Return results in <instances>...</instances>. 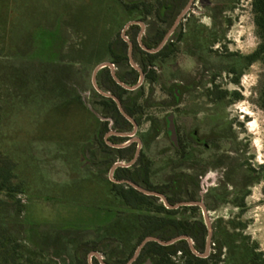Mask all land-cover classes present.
Segmentation results:
<instances>
[{
    "label": "rangeland",
    "instance_id": "1",
    "mask_svg": "<svg viewBox=\"0 0 264 264\" xmlns=\"http://www.w3.org/2000/svg\"><path fill=\"white\" fill-rule=\"evenodd\" d=\"M192 9L193 16L187 18L192 27L198 23L212 27V15L220 16L216 23L221 41L216 43V57L210 63L219 76L218 91H227L230 98L211 108L204 106L202 98L199 103L207 112L216 109L221 119L233 125L237 152L230 157L241 169L233 177L223 170H208L199 179L201 191L211 190L216 198L208 197V217L215 227L213 240L220 239L233 221L245 225L236 232L240 241L264 252V111L260 106L264 65L246 67L244 60L239 63L235 58L251 55L260 43L252 0H197ZM114 12L107 0H0V107L5 111L0 148L19 162L16 182L24 181L26 188L16 196L24 208L21 213L11 197L0 194V239H12L11 245L21 246L25 257L37 262L76 264L80 244L96 240L119 215L130 219L144 213L113 201L107 190L112 187L111 161L102 163L107 154L96 136L103 132L102 140L112 145L104 124L111 127L114 122L104 116L92 78L98 64L113 59L110 45L122 35L124 25ZM147 23H157L156 17L151 16ZM222 23L229 27L224 29ZM138 32L132 30L127 37L136 41ZM180 47L175 56L158 66L160 80L153 85L151 107L145 109L138 130V135H143L154 123L163 128L146 149L154 162V186L179 173L175 169L178 155L168 152L172 146L164 119L175 113L185 133L198 119L201 125L208 122L207 112L194 116L198 95L186 94L179 108L170 105L173 98L167 91L193 83L203 65L186 55L195 52L192 43ZM237 64L242 76L239 84H234L226 70ZM212 72L204 75L203 86ZM236 92L241 99L233 101ZM148 95L147 83L143 101ZM165 102L168 105H162ZM245 192V208H238L235 204ZM227 231L234 232L232 227ZM101 249L123 252L116 243Z\"/></svg>",
    "mask_w": 264,
    "mask_h": 264
},
{
    "label": "trees",
    "instance_id": "2",
    "mask_svg": "<svg viewBox=\"0 0 264 264\" xmlns=\"http://www.w3.org/2000/svg\"><path fill=\"white\" fill-rule=\"evenodd\" d=\"M188 0H107V5L110 10L117 13L120 17L119 24L124 26L130 21H142L146 24L151 16L156 17V22L161 24L158 32L151 36L152 41L146 42V46L155 49L165 37L168 27L175 21L177 15L187 4ZM113 7V8H112ZM117 10H116V9ZM252 12L254 15V24L256 26L257 36L260 43L254 53L247 57L237 58V62L241 60L245 62L246 67H250L255 63L264 65V0H252ZM116 14V16H117ZM122 17V19H121ZM220 16L215 17L216 21ZM127 21V23H120ZM191 20H189V23ZM216 27H217V23ZM227 24V23H222ZM166 25V26H165ZM163 26V27H162ZM190 27V26H189ZM191 28V27H190ZM139 27L134 26L132 30H138ZM193 30V29H192ZM192 32V31H191ZM219 34L216 33V42L219 40ZM183 36L175 35L174 42H169L160 52L150 54L142 50L138 44H135L134 58L135 61L142 67L145 77V83L136 91H128L118 85L112 75L110 69L101 71L98 81L101 82V87L108 93L118 97L121 101L124 110L128 115L136 120L141 126V118L145 109L151 107V96L154 94L153 85L159 83L158 66L175 56L180 50L179 42ZM194 39V36L186 35V42ZM110 52L113 56L112 63L118 68H124V71H118V77L127 85L134 86L139 81V73L132 68L128 57V44L119 38V42L114 41L110 45ZM235 56V55H231ZM234 65L231 68L234 77L232 82L239 84L242 76V71L238 70V66ZM126 68V69H125ZM103 75V76H101ZM149 84L150 96L144 101L145 84ZM1 87V85H0ZM174 104L178 102L174 89H169ZM227 95V92H221V99ZM101 104L105 110L104 116L110 117L114 122V128L120 132H130L133 125L121 114L116 102L110 98L99 95ZM241 99L239 93L233 94V100ZM260 106L264 111V90L260 97ZM3 107H0V125L5 117ZM105 133L109 131V123H105ZM161 132L162 128L159 125H154L152 131ZM151 133V132H150ZM103 132H97V141L100 143L101 149L110 158L109 165L115 163L116 156L121 154L133 156L135 148L131 147L125 150H115L110 146H104L102 140ZM149 134V133H148ZM153 139V136L151 137ZM115 156V157H114ZM18 161L9 157L5 150L0 148V194L11 197V200L20 206L19 212H23L24 208L20 201L16 199L18 194L26 192L24 181L17 183L19 179ZM176 167L178 164L175 165ZM151 162L145 160V155L139 162L130 169H118L115 175L117 180H130L138 185H143L149 190L163 193L167 196L172 205L179 204L185 199L183 198V185H180L181 178L178 174L171 175L165 185L154 186L151 184ZM259 180V179H258ZM110 182V181H109ZM111 183V182H110ZM109 194L120 204L132 211H143V214L136 215L133 218L123 221H115L104 233L98 236L96 240L84 242L76 248V259L78 264H88V255L93 251L101 252V246L106 244H118L123 249L122 253L117 256L116 262L113 264H127L134 256L137 248L147 237H157L164 241H170L180 236H188L193 242L196 250L203 253L206 248L208 238L207 227L201 217L198 207H180L176 210H169L163 202L151 196H146L133 187L127 185H115L109 189ZM245 194L241 197V202L235 204L238 208H245ZM194 199V198H193ZM224 201V199L222 200ZM1 202V201H0ZM147 212V213H146ZM245 225H234L233 221L229 222V226L222 232L221 238H215L213 243L215 248L213 253L206 259L196 256L190 249L189 243L186 240L177 242L171 246H162L158 243L151 242L142 250L138 260L134 264H146L151 261L152 264H264V252H260L257 245L249 247L245 242L240 241L237 237L240 228ZM232 227L234 232L227 231V228ZM112 228H116V232H110ZM12 239H0V264H53L51 262H37L34 259L25 257L21 250V246L14 243ZM226 251V253H224ZM225 256V257H224ZM228 256V258H227ZM94 264H100L94 260Z\"/></svg>",
    "mask_w": 264,
    "mask_h": 264
},
{
    "label": "flooded vegetation",
    "instance_id": "3",
    "mask_svg": "<svg viewBox=\"0 0 264 264\" xmlns=\"http://www.w3.org/2000/svg\"><path fill=\"white\" fill-rule=\"evenodd\" d=\"M190 1L191 0L187 1V4L180 11V13L177 15L175 21L173 22L172 25H170V27H169V25H167V26L165 25L166 27H168V31H167L165 37L170 32V30L173 28V26L176 23V20L178 19L180 14L189 5ZM196 1L197 0L194 1L190 11L184 17V19L179 23L178 27L173 32V34L169 38V40L166 43V45L169 42H171V41L174 42L173 37L177 34L179 36H183V38L179 42V46H182L183 49H184V47H186V44H187L186 35H188V36L193 35L194 36L193 40L189 38V42L192 43V45L194 46L193 50H195V52L193 54H191V53L187 54L186 53V55H188L189 57H191L193 59H196L198 61H203L202 62L203 65H202L201 69L199 70L198 79L195 80L193 83H191L189 85H181V86H178L177 88L176 87H172L174 89V92H175L176 96H177L178 102L176 104H174V101H173L170 105H171L172 108H179L180 106H182L183 101H184V97H185L186 94L193 93L194 95H198L199 97H198V102L195 105L196 106V112H194V114H195L194 116H195V118H199V116H201V114H206V112H207L202 107V104L199 103L200 98H202L203 100L206 101L204 103L205 104L204 106H208V107L211 108V107H217L218 104L223 103L227 98H230V97H229L228 93L222 99L219 97L221 95V92H227V91H222V90L218 91V89H221V88L218 87V82L216 80L217 78H219V76H217L216 71L213 68V65L210 63L212 58L215 59V57H216V51H213L214 48H215L216 43H219L221 41V37H220V38H218L219 40H217L218 42H216V33H218V31H217V27H216V24H215L216 23L215 16L212 15L213 16L212 19H214V23H213L212 27H205V26L200 25L199 23L192 27V24L184 23V22H189V19H187V18H190L191 16H193V14H194L193 12L194 11H193L192 8H193V6L196 5ZM130 22H132V21H130ZM137 22H142V21H137ZM128 24L129 23H127L124 26V29H125V27ZM144 25H145V29H144L143 34H142V31H143L142 27H141V25H138V24L132 25L128 29V31L126 32V36H127V34H129V32L132 31V27H134V26L139 27V29H138L139 32L137 34L138 36H137V40L136 41L135 40H131V39H129L127 37L133 43L134 51H135V48H136L135 44H138V46L142 50H144L141 47L140 43H139V38H140L141 34H142V42L146 46V42L150 43L152 41L151 36H154L158 32L160 27H161V24L158 21H157V23H150L149 25L144 23ZM222 26L224 27V29L229 27L227 24H223ZM124 29H123V31H124ZM165 37L163 38V40L165 39ZM122 39H123V37H122ZM163 40L161 41V43L163 42ZM159 45H158V47H159ZM145 52H147V51H145ZM133 56H134V52H133ZM128 57H129V45H128ZM112 60L111 61H107V62L112 63ZM103 63H105V62H103ZM100 64H102V63H100ZM100 64H98V65H100ZM112 64L116 67V72H117V75H118V71H119L118 66H116L114 63H112ZM107 69H109V68H107ZM231 69L232 68H230V69H228L226 71L230 74V76L234 77V74H232ZM101 71L99 72V74L101 73ZM210 71L211 72L213 71L212 72V76L209 77L210 81H209V83L207 85L203 86V80H204L203 78L205 77L204 75L205 74H210L209 73ZM99 74L97 76V79L99 77ZM145 77H146V75H145ZM139 79H140V77H139ZM144 83H145V80H144ZM97 84H98L99 88L102 89V87L100 85L101 82L97 81ZM139 89H137V90H139ZM95 90H96V88H95ZM96 92H97V94L101 95L97 90H96ZM167 92H168L169 95H171L169 90ZM149 96H150V87H149V95L147 97H149ZM152 97H153V95L151 96V98ZM231 99H233V96L231 97ZM172 100H174V99H172ZM163 104L164 105H168V103H166V102L162 103V105ZM207 114H208V119H207L208 122H207V124L201 125L199 123L200 120L198 119V123L194 126V128L192 130L188 131L187 133H185L183 130H181V128H180V126L178 124V121H177V116H176L175 113H170L166 117V119H164V122L167 125L166 135H167L168 139L170 140L171 146H172L171 149L168 150V152L172 151V152H175L178 155V160H177V163H176V164H178V166L177 167L175 166V169L179 170L178 171L179 173H176V174H178L180 176V178H181L180 185H183V192H184V194H186V196L183 195V198L185 199V201H183V202H202V203H204V205L207 208V211L209 212L210 209H211V206H210V201H209L208 197L211 196V190H205L203 188V190L201 191L200 185H203V184L199 181V179H202V176L205 175L208 170L209 171H211V170H215V171L223 170L224 172H228L225 175L233 177L241 169H240L239 165H237V162L232 160L231 157H230L231 155H233L234 153L237 152V148L234 147L235 140H237V139H236V134L232 130L233 125L232 124L228 125V123H227V121L225 119H221L220 116L218 115L219 113L217 112L216 109H210L209 112H207ZM170 116L174 117V122H175V125H176V132H177V143H174V141L172 140L171 134L169 132V118H170ZM155 124L159 125L162 128V126L160 124L154 123V124L151 125V128H150V130L147 133H145L143 135L142 134L138 135V132H137V134L135 136H133V137L118 136L115 133L129 134V133L133 132L134 127L132 128V130L130 132L117 131V130H115V128L113 126L114 124L111 127H109V131L106 133V136L109 135V141L111 142L112 145L108 144V140H103L104 146L108 145L112 149H115V150H125V149L131 148V147L135 148V152H134V155L132 157L129 156V155H126V152L124 153V155H121V154L117 155L116 159H115V163L110 167V171H111L112 167L115 164H117V163L127 164V163L132 162L135 159V157H136V155L138 153V150L140 148V153H139V156H138L136 162L131 167H128V168L121 167V168H123V169L132 168L134 165H136L139 162V160L142 158V155L144 154L145 155V160L151 162V177H150L151 178V184L155 185L152 182V180L154 178V172H153L154 162H153L152 158L148 154H146V149L151 146V143H153L154 141L157 140V137H159L161 135L162 131H163V128H162L161 132H159V133H156L155 130L153 132L152 128H153V126ZM152 136H153V139H151ZM136 139H139L140 143ZM118 146H121V147H118ZM241 152H243V150ZM99 158L101 159V157H99ZM101 160H102V163H105L107 161H110V158L108 157V155L107 156H102ZM121 168H118V169H121ZM117 170L114 173V177L116 175ZM187 172H191V173L189 174ZM114 179L116 181H130V180H127V179H125V180H117L116 178H114ZM167 180H166V182H167ZM110 182L109 183L111 185H113V184H115V185H127V184H123V183L122 184L116 183V182L112 181V179L110 180ZM166 182L161 183L160 185H165ZM136 185H138V184H136ZM143 185H138V186H140L141 188L147 189ZM210 185H216V184L211 183ZM227 185H230V183H227ZM245 185H247L246 186L247 189H250V185H251L250 183L246 182ZM127 186H129V185H127ZM191 186L193 187V189L188 192L189 187H191ZM147 190H149V189H147ZM161 194H163V193H161ZM235 194L236 195L238 194L237 190L235 191ZM245 194H247L246 197H245V199H246L248 197V192H245L244 195ZM244 195H242V197ZM156 198H158V197H156ZM211 198L216 200V198L213 197V196H211ZM158 199H160V198H158ZM114 200L117 203H119V204L121 202V201H117L116 199H113V201ZM183 202H181V203H183ZM183 207H198L200 209L201 217H202V219H203V221H204V223L206 225L203 209L200 206H183ZM125 219H129V218L122 217L121 215H119V217L115 221H117V220L118 221H123ZM212 226H213V230L215 231L214 224H212ZM116 231H117L116 228H112L110 230V232H113V233H115ZM213 237H214V235H213ZM211 244H213L214 248H215V244L213 243V240H212ZM206 249H207V242H206V248H205L203 253L206 252ZM94 253H98L100 256H102L103 261L105 263H107V264L115 263L117 256L120 255V252L117 251V250H115L112 253H107L106 249L101 250V252L93 251V252H91L88 255V264H89L90 256L92 254H94ZM212 253H213V249H212V251H210V254H212ZM204 259H206V258H204ZM94 260H96V261H98L100 263L98 258L95 255H92L93 264H94ZM75 263L78 264L77 259L75 260ZM149 263L152 264L151 261H148L146 264H149Z\"/></svg>",
    "mask_w": 264,
    "mask_h": 264
},
{
    "label": "water",
    "instance_id": "4",
    "mask_svg": "<svg viewBox=\"0 0 264 264\" xmlns=\"http://www.w3.org/2000/svg\"><path fill=\"white\" fill-rule=\"evenodd\" d=\"M195 0H191L189 5L186 7V9L180 14V16L178 17V19L176 20V23L174 24L173 28L170 30V32L167 34V36L165 37V39L163 40V42L159 45V47L155 48V49H151V48H148L146 47L143 42H142V34L144 32V29H145V25L143 22H137V21H132V22H129V24L125 27L123 33H122V37L123 39L128 43L129 45V61H130V64L132 66V68H134L136 71H138L139 75H140V79H139V82L134 85V86H130V85H127L126 83H124L117 75V72H116V67L110 63V62H105V63H102L100 65H98L94 72H93V84H94V87L96 88V90L104 97L106 98H110L112 100H114L119 108V111L121 112V114L130 122L132 123L133 127H134V130L132 133H129V134H120V133H115L116 135L118 136H123V137H133L137 134L138 132V129H139V126L137 124V122L130 116L126 113V111L124 110L123 108V105L121 103V101L118 99V97H116L115 95L111 94V93H108V92H105L104 90L100 89L98 84H97V76L99 74V72L105 68H109L111 70V74H112V77L114 79V81L120 85L121 87H123L124 89L128 90V91H135L137 89H139L143 83H144V80H145V73L143 71V69L135 62V59H134V56H133V52H134V45L133 43L127 38L126 36V32L128 31V29L132 26V25H141L142 27V34L140 35V38H139V43L141 45V47L147 51L148 53H151V54H156L158 53L159 51H161L164 46L166 45V43L168 42L169 38L171 37V35L173 34V32L176 30V28L178 27L179 23L184 19V17L188 14V12L190 11L191 7H192V4L194 3ZM169 132L171 134V137H172V140L174 141V143H177V132H176V125H175V122H174V117L173 116H170L169 118ZM139 143H140V140L139 139H136ZM118 147H121V146H118ZM139 153H140V148L138 150V153L135 157V159L130 162V163H127V164H124V163H117L115 164L112 169H111V179L112 181L116 182V183H120V184H127L133 188H135L136 190H138L139 192L143 193L144 195H147V196H152V197H158L161 199V201L163 202V204L165 205V207L169 210H176V209H179L180 207H183V206H200L202 209H203V213H204V217H205V221H206V226H207V229H208V238H207V249H206V252L205 253H200L196 250L195 246H194V242L193 240L188 237V236H180V237H177V238H174L170 241H164V240H161L157 237H147L141 244L140 246L137 248L136 252H135V255L134 257L127 263V264H134L137 259L139 258L142 250L146 247V245L148 243H151V242H155V243H158L162 246H171V245H174L176 244L177 242L179 241H182V240H186L188 243H189V246H190V249L192 250V252L200 257V258H207L209 255H210V246H211V243H212V240H213V235H214V230H213V226H212V223H211V220L209 219L208 217V211H207V208L206 206L204 205V203L202 202H183V203H180V204H177V205H172L168 198L159 193V192H156V191H151V190H147V189H144V188H141L140 186L136 185L135 183L131 182V181H116L114 178H113V175L115 173V171L118 169V168H121V167H125V168H128V167H131L137 160L138 156H139ZM92 255H95L98 260L100 261L101 264H107L103 261L102 259V256H100L98 253H94ZM92 255L90 256L89 258V264H93L92 262ZM151 264V263H149Z\"/></svg>",
    "mask_w": 264,
    "mask_h": 264
}]
</instances>
